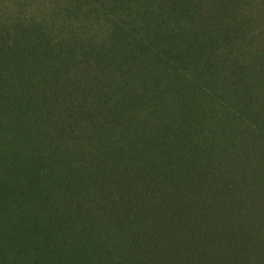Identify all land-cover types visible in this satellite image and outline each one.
Masks as SVG:
<instances>
[{
	"label": "trees",
	"instance_id": "obj_1",
	"mask_svg": "<svg viewBox=\"0 0 264 264\" xmlns=\"http://www.w3.org/2000/svg\"><path fill=\"white\" fill-rule=\"evenodd\" d=\"M58 14L0 11V264H264V0Z\"/></svg>",
	"mask_w": 264,
	"mask_h": 264
},
{
	"label": "rangeland",
	"instance_id": "obj_2",
	"mask_svg": "<svg viewBox=\"0 0 264 264\" xmlns=\"http://www.w3.org/2000/svg\"><path fill=\"white\" fill-rule=\"evenodd\" d=\"M66 0H0V11L4 10L7 18L19 19L23 21L42 20L43 18H59V7ZM2 129V125H0ZM10 133V132H9ZM25 141L27 138H32V133L29 130L25 131ZM37 143L44 145V138L38 135L34 136Z\"/></svg>",
	"mask_w": 264,
	"mask_h": 264
}]
</instances>
